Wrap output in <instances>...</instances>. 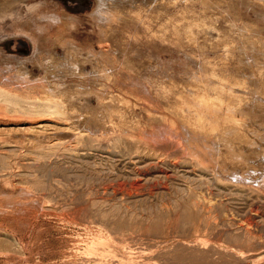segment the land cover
I'll list each match as a JSON object with an SVG mask.
<instances>
[{
	"label": "rangeland",
	"instance_id": "rangeland-1",
	"mask_svg": "<svg viewBox=\"0 0 264 264\" xmlns=\"http://www.w3.org/2000/svg\"><path fill=\"white\" fill-rule=\"evenodd\" d=\"M130 1L0 6V264H264V0Z\"/></svg>",
	"mask_w": 264,
	"mask_h": 264
},
{
	"label": "bare ground",
	"instance_id": "bare-ground-1",
	"mask_svg": "<svg viewBox=\"0 0 264 264\" xmlns=\"http://www.w3.org/2000/svg\"><path fill=\"white\" fill-rule=\"evenodd\" d=\"M16 1H18V0H0V6H2V7H4V8H6L8 5H10V4H12L13 5V3L14 2H16ZM131 1H133V2H136V3H140L141 4V6L143 5V6H146V7H148L149 9H151V8H155L156 6L157 7H159V8H163V9H165L166 7H168L170 4H172L173 2H179V0H131ZM130 1V2H131ZM181 1V0H180ZM111 3V2H110ZM139 4V5H140ZM176 4V3H175ZM103 5V4H102ZM174 5V4H173ZM9 7H11V6H9ZM8 7V8H9ZM108 7V6H107ZM156 7V8H157ZM1 9V8H0ZM2 10H4V9H2ZM113 10L115 11V13H114V15H116L117 17H121V16H123V14L124 13H122L120 10H118V9H115V8H113ZM156 9H154V11H155ZM159 11V10H158ZM162 12V11H161ZM157 13V12H156ZM111 15V14H110ZM67 46H69L68 47V49H71L72 51H75V43L74 42H72V41H68V44H67ZM69 51V50H68ZM264 51V50H263ZM69 54L71 53L70 51L68 52ZM73 54V53H72ZM94 53H91V56L93 55ZM36 56V58H38V60H40L42 63L40 64V65H42L46 70H47V72H51V73H53L52 75L53 76H55V77H58L57 79H59V78H63L64 77V75H66V74H83L80 70H79V63L78 62H71V61H69L68 60V58L70 57V56H68L67 57V60L69 61V63L64 59V60H61L60 61V59H59V61L58 62H53L52 60H51V58L48 56V54H45L44 52H40V51H38L37 52V54H35ZM94 55H96V54H94ZM72 56V55H71ZM65 57V56H64ZM92 58V57H91ZM90 58V59H91ZM95 58V57H94ZM263 59V58H262ZM74 60H75V58H74ZM73 60V61H74ZM78 61V60H77ZM39 62V61H38ZM71 62V63H70ZM247 63V62H246ZM96 68V67H95ZM107 70V69H106ZM24 71H26V70H24ZM106 71H104V69H101L100 67L98 68H96L95 70H93L89 75H92L94 78H97V77H109V76H107L106 74L107 73H105ZM242 75V74H241ZM30 75H29V73H27V72H23V74H22V77H24L26 80H28V81H30L31 82V84H27L28 86H30V85H37V87L39 88L38 90H39V93L37 94V98L38 99H42V100H44L45 102H48L51 106H50V108H53L51 111H52V113H50V115H52L53 117H56V118H60V119H71L73 116L75 117V114H76V112H77V109L78 108H76V106L74 105V104H69V102H68V96L70 95V93L72 92V87H70V86H68V85H66L64 82H62V93H61V90L60 91H58V89L56 88V87H54L53 85H57V84H51L49 81H48V76L46 77H42V78H40V79H38V82L36 81V83H35V81L34 80H32L30 77H29ZM111 76V75H110ZM247 77V76H246ZM110 78V77H109ZM97 79H95V81H96ZM23 81H24V79H23ZM49 82L48 84L46 83V82ZM250 81V80H249ZM254 81V80H253ZM55 82V81H54ZM248 82V81H247ZM246 82V83H247ZM4 83V82H3ZM23 83V82H22ZM25 83V82H24ZM58 83V82H57ZM101 83V82H100ZM99 83V84H100ZM102 84V83H101ZM250 84V83H249ZM1 85V84H0ZM5 86V85H4ZM6 87V86H5ZM23 87V86H22ZM25 87V86H24ZM23 87V88H24ZM33 87H35V86H33ZM33 87L31 86V88L33 89ZM58 87H60V84H59V86ZM26 88H30V87H27L26 86ZM16 89V88H15ZM25 90V89H24ZM31 90V89H30ZM34 90H35V88H34ZM37 90V89H36ZM16 92V91H15ZM28 92V91H27ZM100 92H102V91H100ZM36 93H37V91H36ZM108 95V94H107ZM109 97H111V96H109ZM250 97V96H249ZM259 97V96H258ZM244 109V108H243ZM50 111V112H51ZM234 111V110H233ZM240 112V111H239ZM245 112V111H244ZM236 113V112H235ZM245 114V113H244ZM244 116V115H243ZM85 118H84V122H83V124L85 125V124H88V125H95V126H105L106 125V123H107V121H105L104 122V118L101 116V115H90V116H84ZM240 120V119H239ZM241 122V121H240ZM244 122V125L246 124H248L249 122L248 121H243ZM109 124H110V122H109ZM242 124V123H241ZM87 125V126H88ZM112 125V124H111ZM112 127H114V126H112ZM89 128V127H88ZM260 129V128H259ZM231 130V129H230ZM254 134V135H256V134H258V130H256V129H248V130H246V127H245V129H244V131H242V133L244 134V136H247V135H249V133L248 132H250V131ZM232 131V130H231ZM229 132V131H228ZM250 132V133H251ZM237 133H239V132H237ZM221 134H222V132H221ZM220 134V135H221ZM231 134V133H230ZM234 134V133H233ZM232 134V135H233ZM236 134V133H235ZM243 134H242V136H243ZM216 135V134H215ZM214 135V136H215ZM226 135V134H225ZM222 136V135H221ZM241 136V135H240ZM242 136H241V138H242ZM243 136V137H244ZM216 137H217V135H216ZM227 137V136H226ZM247 137H249V136H247ZM222 138V137H221ZM224 138V137H223ZM222 138V139H223ZM234 138V137H233ZM238 138H239V135H238ZM240 138V139H241ZM245 138V137H244ZM250 138V137H249ZM252 138V137H251ZM217 139V138H216ZM226 139V138H225ZM224 140V139H223ZM243 140V139H242ZM242 140H240V142H238V143H241V144H243V142H241ZM247 140H248V138L245 140V142L246 143H250L249 141L247 142ZM252 141H254L253 139H251ZM216 141V140H215ZM229 141H231V140H229ZM264 141V140H263ZM216 142H218V140L216 141ZM215 142V143H216ZM226 142H228L227 140H226ZM232 142H233V140H232ZM229 143V142H228ZM253 143H255V142H253ZM257 143V142H256ZM232 144V143H231ZM230 145V144H229ZM244 146H245V144H243ZM256 145V144H255ZM231 146V145H230ZM234 146V145H233ZM263 146L264 145H262L261 146V143L259 144H257L256 146H249L250 148H247V146H245L248 150H249V152L250 153H252V154H257L256 156H258V158H260V160H262V162L264 161V148H263ZM245 147H242V148H244L245 149ZM238 148V147H237ZM239 148H241V147H239ZM244 149H243V151H244ZM248 150L246 151L247 153H248ZM232 151V150H231ZM230 151V152H231ZM240 153V152H239ZM245 153V152H244ZM250 153L248 154V156L247 155H245V160L247 159V164H250V162H249V160H251V159H253V157L255 156H253V157H251V156H249L250 155ZM243 154V153H242ZM241 156V155H240ZM256 158V157H255ZM240 162V161H239ZM244 162V161H243ZM245 163V164H246ZM261 163V162H260ZM259 163V164H260ZM238 164V163H237ZM243 164V163H242ZM242 164H240V166L242 165ZM245 164H243V165H245ZM246 164V165H247ZM252 164V163H251ZM242 165V166H243ZM253 165V164H252ZM254 166V165H253ZM256 166V165H255ZM262 167H263V164H262ZM257 169H259V168H257ZM235 169H233V171H234ZM254 170V169H253ZM262 170H264V169H262ZM255 171V170H254ZM236 172V171H235Z\"/></svg>",
	"mask_w": 264,
	"mask_h": 264
},
{
	"label": "crops",
	"instance_id": "crops-1",
	"mask_svg": "<svg viewBox=\"0 0 264 264\" xmlns=\"http://www.w3.org/2000/svg\"><path fill=\"white\" fill-rule=\"evenodd\" d=\"M78 1V0H77Z\"/></svg>",
	"mask_w": 264,
	"mask_h": 264
}]
</instances>
